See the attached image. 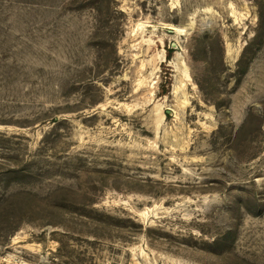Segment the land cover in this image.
I'll list each match as a JSON object with an SVG mask.
<instances>
[{
	"label": "rangeland",
	"instance_id": "obj_1",
	"mask_svg": "<svg viewBox=\"0 0 264 264\" xmlns=\"http://www.w3.org/2000/svg\"><path fill=\"white\" fill-rule=\"evenodd\" d=\"M0 264H264V0H0Z\"/></svg>",
	"mask_w": 264,
	"mask_h": 264
}]
</instances>
